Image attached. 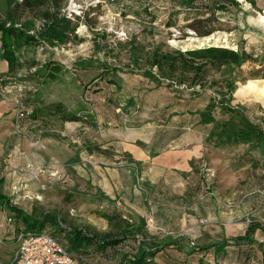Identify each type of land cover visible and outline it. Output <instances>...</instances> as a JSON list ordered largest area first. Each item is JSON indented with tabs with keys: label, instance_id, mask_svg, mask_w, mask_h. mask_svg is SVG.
Returning a JSON list of instances; mask_svg holds the SVG:
<instances>
[{
	"label": "rangeland",
	"instance_id": "1",
	"mask_svg": "<svg viewBox=\"0 0 264 264\" xmlns=\"http://www.w3.org/2000/svg\"><path fill=\"white\" fill-rule=\"evenodd\" d=\"M238 1L240 8L231 6L229 12L214 14L201 6L184 11L174 0H67L66 10L82 12V15L91 6L98 7L89 12L87 21L81 22L77 31L79 40L72 39L56 47L42 44L24 51L23 60L27 62L35 59L40 65L49 60L63 64L64 70L57 80H42L36 73L40 65L24 68L9 76L10 79L0 76V100L4 101L0 134L32 139L38 145L44 137L50 136L59 145L69 148L64 149L65 156L76 154L80 158L74 162L65 160L64 170H57L55 179L43 176L36 181L33 177L36 166L27 170L22 167L0 170V190L15 209L6 207L7 212L13 215H18L16 211L25 212L36 220L51 214L66 227L80 228L98 239L123 238L126 218L132 219L129 223L132 225L136 223V215L146 221L153 217L152 226L145 225L148 239L179 238L177 245L164 251V258H155L156 264H167L170 259L177 264H258L256 259L248 257V249L242 254L232 249L226 259L196 249L225 234L215 219L217 212L208 202L219 195L214 190L217 172L211 170L207 162L200 164V170L189 171L187 178L183 176L179 183L172 182V170H141L136 161L128 160L130 168L137 165L139 170H123L126 160L120 158V152L125 135L150 138L156 127L151 124L139 130H126L125 127H133L148 117L147 112L146 116H139L144 112L137 108V118L124 114L117 98L109 101L114 87L104 78L107 68L110 72L111 68H118L125 74L129 93L132 87L144 82L142 74L148 66L144 56L158 47L164 51L201 49L209 45L234 50L245 48L258 56L254 57L256 61L246 60L240 66L229 68L208 67L204 81L206 89L210 90H223L226 83H230L233 104L251 106L253 118L264 125V0H253L255 4ZM4 10V0H0V21ZM194 30H214V33L198 37ZM131 42L137 46L141 57L138 65L133 63ZM78 61L84 64L78 65ZM213 81L218 84L212 87ZM10 83L16 87L11 89ZM35 87L38 91L32 97L31 90ZM21 95L33 113L39 110L38 122L33 125L30 124L35 121L33 113L24 120H16V100ZM58 103L69 112L79 114L82 124L72 131L60 127L59 116L52 112ZM93 121H99L101 130L94 128L92 133L87 128L86 124H94ZM166 131L165 139L172 136V129ZM110 137L115 142L112 160L104 154V138ZM89 151L93 157L86 158L84 155L89 156ZM7 152L3 150L2 154ZM245 177H241L242 185L247 183ZM15 186L19 188L18 193H14ZM218 199L221 204L229 203ZM242 220L246 221V217ZM61 242L67 248V243ZM126 244L121 242L117 250L131 251ZM119 262L120 254L108 249L106 256L89 251L80 264Z\"/></svg>",
	"mask_w": 264,
	"mask_h": 264
},
{
	"label": "trees",
	"instance_id": "2",
	"mask_svg": "<svg viewBox=\"0 0 264 264\" xmlns=\"http://www.w3.org/2000/svg\"><path fill=\"white\" fill-rule=\"evenodd\" d=\"M248 1L255 4L253 0ZM174 2L184 11L196 10L201 6L214 14L220 11L229 12L231 6L241 7L238 0H174ZM66 3L67 0H4L5 10L0 21V58L7 61L9 74H16L24 68L40 65L35 59L29 62L23 60L26 49H34L42 44L56 47L67 44L72 39L79 40L77 31L81 22L87 21L89 12L96 10L98 5L91 6L82 17H77L73 21L63 14ZM26 14H31L33 17L30 18ZM38 20L45 23L41 31L36 32ZM31 31L35 33L32 34ZM194 32L198 37H208L214 33V30L205 32L194 30ZM130 51L133 63L138 65L141 57L133 42L130 44ZM144 57L148 65L142 74L144 82L139 83L136 88L132 87L129 93L122 92L126 81L125 74L118 68H111V72L108 68L106 70L105 82H109L114 87L110 100L117 98L124 114H133L132 117L137 118V108H140L144 115L146 111L152 122L154 120L164 127L161 132L162 138H166L164 133L167 129H172V136L167 140L191 128L204 131L208 143H212L215 147L241 144L248 145L251 150L264 152V125L253 118L250 106L233 104L229 90L230 83L227 82L223 90L217 88L210 90V88L206 89L204 81L208 67L221 69L240 66L246 60L256 61L254 57L258 58L257 55L247 52L245 48L234 50L209 45L201 49L193 48L185 51L175 49L164 51L158 47ZM77 64L83 65L84 62L78 61ZM63 70V64L49 60L41 64L36 73L44 81H54L59 78ZM217 84V81H213L211 86ZM200 103L202 108L197 107ZM38 111H34V118H37ZM52 112L63 121L82 120L79 114L69 112L61 103L55 104ZM0 198L5 200L9 209L15 210L7 197L5 199L0 193ZM16 212L22 217L21 224H18L19 234L41 232L51 223L49 227L53 236L58 241L64 240L68 251L82 259L91 250L106 256L107 250L110 249L111 253L120 254L118 264H155L156 257L163 256L167 248L177 245L179 241L174 236H167L160 241L148 239L144 231L146 219L137 215L135 224H129L132 223V219L126 220L127 229L123 238L107 236L98 239L80 228L66 227L51 214H45L41 219L36 220L20 211ZM256 228L257 226L250 227L245 235L233 238L232 242L215 241L196 249L203 250L204 253L214 249L216 257H219L220 254H224L227 246L253 243L252 235ZM128 239H132V242ZM123 241L127 243L125 247L129 246L131 251L117 250ZM248 257L253 258V255L250 253ZM260 257V264H264L263 250Z\"/></svg>",
	"mask_w": 264,
	"mask_h": 264
},
{
	"label": "crops",
	"instance_id": "3",
	"mask_svg": "<svg viewBox=\"0 0 264 264\" xmlns=\"http://www.w3.org/2000/svg\"><path fill=\"white\" fill-rule=\"evenodd\" d=\"M8 70L7 61L0 58L1 79L2 77L10 79L9 76L15 75L9 74ZM9 86L10 88L16 87L11 83ZM127 89V86H123L122 92L124 94L125 92L128 93ZM31 91V95L34 97L38 89L35 87ZM3 105L4 101L0 100V116L4 114L1 108ZM197 107L202 108V104L200 103ZM250 109V113L252 114L254 109L251 106ZM132 115H129V117H132ZM142 115L146 116L144 114ZM36 119L38 118H35V121H31L30 124L33 125V123L38 122ZM59 122L58 125L67 131H72L77 125L82 124L80 121L68 122L61 119ZM93 123L86 124L92 133L94 128L101 130L99 121H93ZM151 124L153 127H156V130L150 138L144 139L138 136L129 138L125 135L124 140L122 139L120 158L126 160V166L123 170H129L130 163L128 160L136 161L141 170H172V182H178L183 180V176L187 178L189 171L200 170L199 167L203 161L207 162L211 170H216L217 172L214 180V183H216L214 190L219 195V198L229 202H222L221 204L218 197L208 199L209 205L217 212L215 218L217 223L225 231L224 235L222 234L217 239H211L209 243L222 240L232 242L233 238L245 235L250 227L257 226L252 235L253 243L227 246L224 254H220L219 257L221 256L226 259L232 249H235L238 254L239 252L242 254L245 249H248L253 255V259H256L258 264H260V254L262 250L264 251V245L261 242L264 239V195L262 194L264 191V152L251 150L248 145L241 144L215 147L212 143H208L204 131L192 130L191 128H188L187 132L167 140L162 138L161 135L162 130L160 129L164 127L159 123H155L154 120L152 122L148 117L143 118L137 125L125 127V129L128 131L139 130ZM104 141V149H106L104 151L105 158L112 160L115 142H113L111 137L108 140L104 138ZM64 149L69 150L67 146L63 144L59 145L50 136L44 137L41 144L38 145L32 139H15L11 138V136L0 134V170H18L19 167L27 170L30 166H36V168L46 167L48 170L56 171L64 170L63 164L65 160H72L74 162V160L80 158L76 154L75 156H73L74 154L65 156ZM3 150H7L8 152L2 154ZM91 152L89 151V156H84L86 158L93 157V153ZM137 165H132L130 170H139ZM94 168H97L95 164ZM210 168L207 170H210ZM244 174H246V177ZM241 177H245L248 184L242 185L240 183ZM0 180L1 185L2 179ZM27 181H29V178ZM177 182L175 183L178 184L179 182ZM0 193L4 198L7 197L1 190ZM7 206L5 200L3 201L0 198V261L4 264L11 263L19 248L18 227L20 225L18 224L22 222V217H19L16 213L13 215L7 212ZM22 213L34 218L30 214ZM243 217H246V221L242 220ZM10 219L11 222H9ZM210 252L215 254L214 249ZM160 257L164 258L165 254L158 258ZM167 264H177V262L173 260L171 262L170 259Z\"/></svg>",
	"mask_w": 264,
	"mask_h": 264
},
{
	"label": "built area",
	"instance_id": "4",
	"mask_svg": "<svg viewBox=\"0 0 264 264\" xmlns=\"http://www.w3.org/2000/svg\"><path fill=\"white\" fill-rule=\"evenodd\" d=\"M63 14L73 21H75L77 17L83 16L82 12L73 10L67 11L66 8L63 9ZM44 23L45 22L42 20L36 21V32L41 31L44 27ZM31 33L34 34L35 31H31ZM16 105L17 121L24 120L33 113V109L27 106L26 98L23 95L16 100ZM33 170V177L36 181H40L43 176H47L49 179L58 177V171L56 170L48 171L42 167L33 168ZM45 187L46 185H43L42 189H45ZM13 189L14 193L19 192L18 187L15 186ZM262 194L264 195V191ZM9 222H11V219ZM153 223V217L147 219L148 226H152ZM18 242L19 248L9 264H80L82 261V258L72 255L64 244L53 236L51 228L49 227L37 233H20L18 235ZM261 242L264 245V239ZM0 264L4 263L0 261Z\"/></svg>",
	"mask_w": 264,
	"mask_h": 264
}]
</instances>
